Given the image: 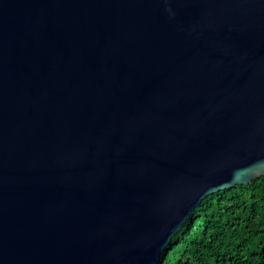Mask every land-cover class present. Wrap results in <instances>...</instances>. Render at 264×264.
<instances>
[{
  "label": "water",
  "instance_id": "95a60500",
  "mask_svg": "<svg viewBox=\"0 0 264 264\" xmlns=\"http://www.w3.org/2000/svg\"><path fill=\"white\" fill-rule=\"evenodd\" d=\"M261 176L264 0H0V264H158Z\"/></svg>",
  "mask_w": 264,
  "mask_h": 264
},
{
  "label": "trees",
  "instance_id": "16d2710c",
  "mask_svg": "<svg viewBox=\"0 0 264 264\" xmlns=\"http://www.w3.org/2000/svg\"><path fill=\"white\" fill-rule=\"evenodd\" d=\"M158 264H264V176L205 197Z\"/></svg>",
  "mask_w": 264,
  "mask_h": 264
}]
</instances>
